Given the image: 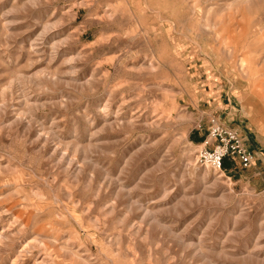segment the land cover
Masks as SVG:
<instances>
[{
    "label": "rangeland",
    "instance_id": "rangeland-1",
    "mask_svg": "<svg viewBox=\"0 0 264 264\" xmlns=\"http://www.w3.org/2000/svg\"><path fill=\"white\" fill-rule=\"evenodd\" d=\"M0 264H264V0H0Z\"/></svg>",
    "mask_w": 264,
    "mask_h": 264
},
{
    "label": "built area",
    "instance_id": "built-area-1",
    "mask_svg": "<svg viewBox=\"0 0 264 264\" xmlns=\"http://www.w3.org/2000/svg\"><path fill=\"white\" fill-rule=\"evenodd\" d=\"M257 159V154L249 149L237 130L214 116L209 119L204 148L197 156L202 166L209 167L217 173H224L227 162L247 170L254 166Z\"/></svg>",
    "mask_w": 264,
    "mask_h": 264
},
{
    "label": "crops",
    "instance_id": "crops-1",
    "mask_svg": "<svg viewBox=\"0 0 264 264\" xmlns=\"http://www.w3.org/2000/svg\"><path fill=\"white\" fill-rule=\"evenodd\" d=\"M219 119L222 121V117L221 116H219ZM226 124V123H225ZM228 125V124H227ZM228 126H230V125H228ZM231 127V126H230ZM250 150H251V148H249ZM252 151V150H251Z\"/></svg>",
    "mask_w": 264,
    "mask_h": 264
},
{
    "label": "bare ground",
    "instance_id": "bare-ground-1",
    "mask_svg": "<svg viewBox=\"0 0 264 264\" xmlns=\"http://www.w3.org/2000/svg\"><path fill=\"white\" fill-rule=\"evenodd\" d=\"M1 238H2V236H1ZM19 260V257L15 260L16 262ZM15 263V262H14Z\"/></svg>",
    "mask_w": 264,
    "mask_h": 264
},
{
    "label": "trees",
    "instance_id": "trees-1",
    "mask_svg": "<svg viewBox=\"0 0 264 264\" xmlns=\"http://www.w3.org/2000/svg\"><path fill=\"white\" fill-rule=\"evenodd\" d=\"M225 166H226V163H225Z\"/></svg>",
    "mask_w": 264,
    "mask_h": 264
}]
</instances>
